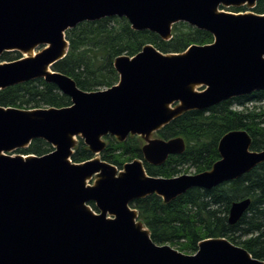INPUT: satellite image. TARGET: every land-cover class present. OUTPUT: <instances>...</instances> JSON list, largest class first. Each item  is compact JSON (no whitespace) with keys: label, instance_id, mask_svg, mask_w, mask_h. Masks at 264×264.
<instances>
[{"label":"water","instance_id":"water-1","mask_svg":"<svg viewBox=\"0 0 264 264\" xmlns=\"http://www.w3.org/2000/svg\"><path fill=\"white\" fill-rule=\"evenodd\" d=\"M257 1L0 0V56L23 54L0 61V89L43 78L71 100L62 107L0 105V264H264L225 237L200 240L193 254L155 243L131 206L153 193L167 202L192 187L210 189L264 162V149H251L245 129L224 133L219 159L197 173L153 176L140 158L118 169L99 156L105 135L120 141L139 135L143 158L162 164L185 147L181 136L153 137L162 126L184 111L263 90L264 13L219 9ZM107 16L125 17L133 29L164 40L183 21L210 32L214 42L169 53L148 43L114 59L117 83L83 90L53 65L66 55L68 28ZM77 137L94 157L71 160ZM35 138L53 149L7 153ZM249 203V197L232 201L228 222H237Z\"/></svg>","mask_w":264,"mask_h":264},{"label":"trees","instance_id":"trees-1","mask_svg":"<svg viewBox=\"0 0 264 264\" xmlns=\"http://www.w3.org/2000/svg\"><path fill=\"white\" fill-rule=\"evenodd\" d=\"M232 9L242 11L246 7ZM251 10L264 13V0H258ZM65 37L67 53L53 69L69 75L79 88L88 91L115 84L118 73L113 66L114 59L122 54L132 56L148 43L169 53L182 52L191 44H206L213 40L210 32L183 21L173 23L171 37L164 40L155 32L133 29L125 17L118 16L79 22L65 31ZM20 55L16 50L4 52L0 61L13 60ZM70 104L66 94L43 78L0 89L1 106L37 108ZM233 129L248 132L251 149H264V89L222 100L206 109L184 111L162 126L154 136L165 139L181 136L185 143L181 153L170 154L162 164L153 165L143 158L144 140L139 135H129L123 141L105 135V147L99 156L118 168L140 158L146 173L153 176L171 177L188 172L190 168L197 173L210 169L219 159L218 142L224 133ZM52 149L45 140L35 138L28 146L14 151L41 155ZM92 157L94 154L77 137L71 160L78 163ZM245 197L250 198L246 211L237 222L230 224V204ZM89 204L97 211L93 202ZM131 206L137 210L138 219L155 243H167L184 253H194L200 240L225 237L245 247L252 256L264 260V162L240 177L210 189L192 187L167 202L153 193L134 199Z\"/></svg>","mask_w":264,"mask_h":264},{"label":"rangeland","instance_id":"rangeland-1","mask_svg":"<svg viewBox=\"0 0 264 264\" xmlns=\"http://www.w3.org/2000/svg\"><path fill=\"white\" fill-rule=\"evenodd\" d=\"M219 8L222 9V10H225V11H234V9L231 10V7H223V8L219 7ZM243 11H252V10H250L249 7H246V9L243 10ZM234 12H235V11H234ZM42 47H43V45H38L37 47L34 48V52H37V51L41 50ZM10 53H11V54H14V53H16V52H10ZM21 55H23V54H21ZM21 55H20V56H21ZM197 89H199V87H197ZM152 136L155 137L153 134H152ZM7 153H9V154H16V153H19V152H16V151L13 150V151H10V152H7ZM181 173H193V170H192V168H190V169L188 170V172H181ZM92 181H93V180H90L89 183H92ZM173 247H174V246H173ZM174 248H175V247H174Z\"/></svg>","mask_w":264,"mask_h":264},{"label":"bare ground","instance_id":"bare-ground-1","mask_svg":"<svg viewBox=\"0 0 264 264\" xmlns=\"http://www.w3.org/2000/svg\"><path fill=\"white\" fill-rule=\"evenodd\" d=\"M34 52V51H33Z\"/></svg>","mask_w":264,"mask_h":264}]
</instances>
